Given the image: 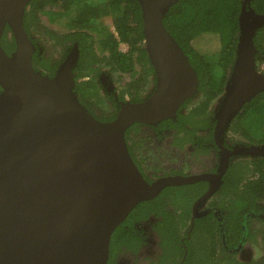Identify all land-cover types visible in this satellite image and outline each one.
<instances>
[{"label":"water","instance_id":"95a60500","mask_svg":"<svg viewBox=\"0 0 264 264\" xmlns=\"http://www.w3.org/2000/svg\"><path fill=\"white\" fill-rule=\"evenodd\" d=\"M30 1L0 0V264H107L114 230L140 202L170 185L208 180L211 187L196 211L218 188L229 160L218 173L150 182L127 147L131 126L175 118L197 93V72L163 22L178 0H140L158 85L148 98L123 103L108 122L79 104L73 58L52 78L35 69L34 44L24 27ZM240 20L237 57L215 111L218 144L220 130L264 91L253 42L264 15L245 11ZM7 26L16 43L12 53L2 43ZM242 149L264 155V145L236 150Z\"/></svg>","mask_w":264,"mask_h":264},{"label":"trees","instance_id":"16d2710c","mask_svg":"<svg viewBox=\"0 0 264 264\" xmlns=\"http://www.w3.org/2000/svg\"><path fill=\"white\" fill-rule=\"evenodd\" d=\"M52 6H56L57 9L55 10ZM245 11L264 15V0H178L164 12V24L183 48L197 72L196 96L199 97L197 98L199 102L189 111L186 109L188 103H185L179 109L176 119L161 120L159 127L182 128L181 131L186 132V140L193 138V129L196 126L211 127L212 125L214 128L215 112L209 108L216 96L221 95L225 90L224 85L227 83L228 75L237 57L241 35L240 16ZM106 17L111 18L113 28L105 23ZM48 22L61 24L70 30L68 33L59 35L49 28ZM24 27L34 44V63L39 62L51 73L59 64H53L51 61L53 53L50 49L55 46L53 41L60 47L69 40L78 45L79 60L86 63L84 69H87L88 73L95 69L112 66L120 72L135 75L137 73L135 66L138 62L145 65L150 62L152 64L148 48L143 47L145 33L140 0H31L24 14ZM8 30L7 26L2 43L6 50L12 53L16 43L13 37L12 39L8 37ZM213 35L220 39L221 46L214 52L201 50L200 38ZM253 42L256 48L255 64L260 68L264 63V24L257 28ZM121 44H128L130 50L122 51ZM151 69L154 71L152 65ZM97 74L83 83L86 88H80L81 92H89L96 86ZM123 94L124 92L121 98ZM132 99V101H140L142 98L135 96ZM147 124L150 123H137L128 130L126 137L127 141L130 139L133 145L129 146L133 154H135V146L141 145V142L134 136L131 137L130 133L135 127H139V130ZM230 128L239 132L243 139L251 143L264 142V91L258 92L243 106L242 110L235 115ZM240 161L243 163L239 162L238 167H235L237 164L231 165L225 182L221 186V192L224 194L222 203L227 205L223 204L220 219L210 216L208 218L213 221L205 223L206 227L211 226L215 229L218 235H221L223 231L227 235L235 233L236 238L231 244L233 251L226 250V253H237L235 248L238 244L242 245L253 240L251 238L253 234H250L244 226L248 218L247 214L261 212L260 207H263L262 202H264V156L245 158ZM182 192L186 190L172 188L170 194L174 193L173 201H176L178 193ZM163 194L140 202L128 218L114 230L110 241V254L115 253L119 247H122L120 249L122 251H136L139 240L136 233L122 234L120 231L129 221L146 219L151 213L159 217L155 228L161 236L162 244L179 247V228L172 224L174 230L164 232V221L170 218L167 214H172L164 210ZM184 212L190 213L185 208ZM201 224V220L196 221L192 237H196L197 231L202 227ZM133 235L136 236L135 239ZM262 243L264 248V235ZM190 250L192 248H189ZM228 262L262 264V261L254 259L241 260L232 254Z\"/></svg>","mask_w":264,"mask_h":264},{"label":"flooded vegetation","instance_id":"af4514ba","mask_svg":"<svg viewBox=\"0 0 264 264\" xmlns=\"http://www.w3.org/2000/svg\"><path fill=\"white\" fill-rule=\"evenodd\" d=\"M52 8L55 10L57 9L56 6H52ZM106 18L111 20L110 17ZM48 25L52 31L59 35L65 32L68 33L70 30L57 23L48 22ZM108 25L112 26V23L110 22ZM53 43L55 46H52L50 49V52L53 53L51 61L53 64L59 63L56 69L51 73L41 66L39 62L34 63L35 69L52 78L56 75L60 66H62V63H64L66 59L73 58L72 70L75 78L73 90L76 94V98L79 104L87 108L93 116L102 122H108L115 119L123 103L127 101L140 102L141 100L148 98L158 85V74L155 66L153 63L151 64V62L146 65L138 62L135 66L137 71L135 75L132 73L120 72L112 66L95 69L88 73V70L84 69L86 63L79 60L80 51L79 48H77L78 45L71 40L66 41L61 47L57 45L55 41H53ZM121 45L120 49L122 51L128 52L130 50L128 44H124L126 46L125 49H122ZM143 47L147 48L146 39L143 40ZM149 58L151 59L150 55ZM151 65L153 66L154 71L151 69ZM143 66H145V68H143ZM255 66L260 73H264V63L260 68H258L256 64ZM232 68L228 75L227 83L229 82ZM96 74V86L89 92H81L80 88H86V85L83 83L90 80L92 76H95ZM227 83H225L224 86H226ZM89 87L92 86L89 85ZM123 92V98H121ZM135 96L142 99L140 101H132V98ZM220 96L221 95L216 96V98ZM197 98L199 97L195 94L189 97L185 102L188 103L186 108L188 111L198 104L199 99ZM211 106L212 103L209 108L210 110L212 109ZM219 106L220 104L218 105V108ZM216 110L212 109L211 111L215 112ZM173 119H176V117ZM234 119L235 117L231 120L228 127L220 130L219 142L221 145L218 144L216 140L215 127L217 122L215 123L214 128L212 125L211 127H204L202 125L196 126L193 129V138L189 139L190 141L185 139L186 132L181 131L183 130L182 128L159 127V122L164 119L142 126L139 130V127H135L133 131H131L130 136H134L137 141L141 142V145L135 146V154L129 150V146L132 145V143L130 139L127 141L126 136L128 130L137 123L127 130L125 138L129 153L140 172L150 182L161 176H191L201 173L214 174L218 173L224 166L225 158L229 160V163L220 179L218 188L197 207L196 211L194 210L195 205L210 189L212 184L210 181L200 180L190 184L170 185L165 187L160 193H164L162 195L165 203L164 210L172 214H167L170 218L164 221V232H172L174 230L172 224H175V226L179 228V247H170L167 246V243L164 245L162 244L161 236L155 228V226L158 225L159 217L156 216L155 213H151L146 219L129 221L120 231L122 234L129 232L136 233L138 236L137 239H139L137 242L138 247H136L137 250L122 251L120 250L122 247H119L115 253L110 254L109 252L110 257L107 264H200L196 262L197 254H195L193 249L189 251V248H193L192 244L196 238L195 236L192 237L196 221L201 220L202 224H205L207 221L212 222L213 220L208 218L210 216L220 219L222 214L221 209L224 208L223 204L225 206L227 205V203H222L224 194L221 192V186L225 182L227 171H229L232 164H237L235 167H238L241 159L264 156L253 155L245 149L236 150L242 146L264 145V142L257 144L251 143L249 140H238L235 139V137H231L229 133L239 134V132L230 128ZM188 128L187 125V129ZM223 148H226L229 152L226 153ZM174 187H178L180 191L186 190L190 193L188 195L186 192L181 194L178 193L177 200L173 201V195L177 189L171 194L170 191ZM182 200L187 203L185 207H181L180 205V201ZM262 203L263 207H260L261 212L256 211L247 214L248 218L246 219L244 226L250 231V234H253V237H251L252 239L256 238L258 240L260 238L263 241L264 202ZM184 208L188 209L190 213H185ZM206 231L210 235V242L205 249V251L207 250L205 256L210 264H231L228 262L230 255H236L237 257V254L241 253L244 250L246 243H248L246 242L242 245L238 244L235 248L237 253H226V250H229L230 252L233 251L231 244L233 239L236 238L235 233L232 232L227 235L226 232L223 231V233H220L221 235H218V232L215 229H212L211 226L206 227ZM133 237L134 239L136 238L135 235H133ZM259 261L261 260L259 259Z\"/></svg>","mask_w":264,"mask_h":264},{"label":"rangeland","instance_id":"374dc122","mask_svg":"<svg viewBox=\"0 0 264 264\" xmlns=\"http://www.w3.org/2000/svg\"><path fill=\"white\" fill-rule=\"evenodd\" d=\"M105 22L109 24L111 20H109V18H106ZM199 45L201 47V50L203 51L214 52L221 46V43H220V39L216 35H213V36L201 37L199 40ZM121 48L125 49L126 46L122 44ZM219 103H220V98L217 97L215 100H213L211 108L216 110L218 108ZM229 134L231 135V137H235V139L245 140L239 134H232V133ZM186 193L188 195L190 192L186 191ZM180 205L181 207H185L187 203L186 201L182 200L180 201ZM201 226L202 227H200L199 230L197 231L196 238L194 239V242L192 244L193 246L192 249L195 252V254H197V258H196L197 263L210 264V262L207 260L205 256L206 254L205 249L208 247V243L210 242V235L206 231V225L203 223L201 224ZM237 257L238 259L246 260V261L250 259H256V260L260 259L262 261V264H264V248H263L262 240L260 238L258 240L254 238L253 240L248 241V243H246L244 247V250L241 253H238Z\"/></svg>","mask_w":264,"mask_h":264}]
</instances>
